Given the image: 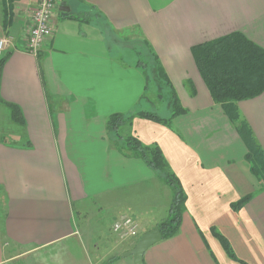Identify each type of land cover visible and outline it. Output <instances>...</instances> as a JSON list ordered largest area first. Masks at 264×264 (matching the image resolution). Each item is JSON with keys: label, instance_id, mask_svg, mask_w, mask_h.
Segmentation results:
<instances>
[{"label": "crops", "instance_id": "obj_1", "mask_svg": "<svg viewBox=\"0 0 264 264\" xmlns=\"http://www.w3.org/2000/svg\"><path fill=\"white\" fill-rule=\"evenodd\" d=\"M65 1L70 15L58 7L51 37L33 55L25 33L35 0H0V38L9 39L0 56V104L12 120L10 137H0V264H106L128 256L134 239L88 250L76 212L87 220L105 208L112 223L131 216L140 235L167 217L171 188L105 126L113 113L161 110L149 92L155 78L139 62L152 59L147 45L180 109L172 115L169 101L165 121L137 116L122 135L160 148L185 209L178 232L151 245L143 264H264V180L251 171L236 129L245 122L264 153V91L239 100L232 121L191 55L192 46L231 32L264 48V0ZM123 33L141 43L138 51L108 45Z\"/></svg>", "mask_w": 264, "mask_h": 264}, {"label": "trees", "instance_id": "obj_2", "mask_svg": "<svg viewBox=\"0 0 264 264\" xmlns=\"http://www.w3.org/2000/svg\"><path fill=\"white\" fill-rule=\"evenodd\" d=\"M67 15H70V12ZM83 20L88 21L89 16L83 17ZM147 48L148 51L150 50L152 59L148 62L139 60L143 66V73L146 74L147 70L151 68L154 81L170 87L169 79L157 57L148 45ZM191 55L212 100L221 106L232 121L238 119L236 103L239 100L255 97L264 91V48L239 32H231L194 45L191 47ZM144 87L145 89L148 87L147 80ZM160 95L158 94V96ZM167 96L170 106H173L171 107L173 110L171 114L173 115L180 109L179 102L172 89L167 92ZM17 112L18 109L14 108L13 113ZM18 116L16 115L19 119ZM137 116L155 121H165L155 112L139 110L133 113H113L107 117L105 126L108 132L122 138L126 148L135 157L143 160L171 188L172 198L168 215L157 225L161 239H166L175 235L179 230L182 213L185 209V192L156 144L145 145L132 136L131 132L122 135L123 126H130L132 119ZM236 129L248 148L246 159L250 162L251 171L258 176L261 175L264 180V153L253 139L245 122H238ZM247 198L249 196L232 203V208L237 209ZM214 234L221 242L226 254L235 259L228 241L219 232L214 231Z\"/></svg>", "mask_w": 264, "mask_h": 264}, {"label": "rangeland", "instance_id": "obj_3", "mask_svg": "<svg viewBox=\"0 0 264 264\" xmlns=\"http://www.w3.org/2000/svg\"><path fill=\"white\" fill-rule=\"evenodd\" d=\"M67 3L71 7L73 6V0H67ZM113 37L115 38H112V40L110 41L107 40L108 45H111V47L112 46L116 47L118 45L119 47H127L129 48V50H133L135 52V51H138L137 46L139 45L142 46L141 43L138 41L130 42V38L127 37L126 33L118 34L117 36H113ZM142 58L144 59L143 56L141 57V59ZM150 69L148 71H150ZM149 84L151 86L149 88L151 97L152 98L156 97L155 100L153 101V106L154 108H156L158 103H160L159 107L161 108V110L155 109V111L152 110V112L154 111L159 116L168 118L169 116L167 117V112H166V109L168 108V102H169V99L167 96V92H168L167 88L164 87V85L161 84L160 82H156V81L153 82L152 79L150 80ZM158 94H161V95L158 96ZM158 97H162V100L159 102L157 101ZM164 106H166L165 110L163 109ZM10 114H11V109L4 104H0V137H8V138L10 137L8 135L9 133L8 134L6 133V131L12 127L11 126L12 120H10L11 119ZM86 216H87V220H85L84 215L80 214L79 212H76V219L78 223L83 224L82 228H80V231H83V236L87 240L86 244H87L88 250L91 251L93 247H97L99 250H101V248H105L108 246L109 239L120 238L118 235L112 233V231L109 230L110 223H112L113 221L112 219L113 215L111 214L107 216V212L105 208L102 209L101 211L93 210V212L86 213ZM104 235H107L108 239H101V237ZM141 235L139 234L137 237L132 238L135 240V243L137 242V240L140 238ZM95 264H103V263L95 262ZM106 264H133V256L132 255L123 256V252H121V254H118V257L115 261L109 262Z\"/></svg>", "mask_w": 264, "mask_h": 264}, {"label": "built area", "instance_id": "obj_4", "mask_svg": "<svg viewBox=\"0 0 264 264\" xmlns=\"http://www.w3.org/2000/svg\"><path fill=\"white\" fill-rule=\"evenodd\" d=\"M62 0H35V6L31 9L30 23L25 33V48L30 54L36 55L43 42L50 38L52 30V18ZM9 42L7 37L0 38V56L6 52ZM114 234L120 239H132L139 235L138 222L131 216L122 215L111 226Z\"/></svg>", "mask_w": 264, "mask_h": 264}, {"label": "water", "instance_id": "obj_5", "mask_svg": "<svg viewBox=\"0 0 264 264\" xmlns=\"http://www.w3.org/2000/svg\"><path fill=\"white\" fill-rule=\"evenodd\" d=\"M70 10V7L66 4L65 0H62L59 6V11L62 15H66ZM161 239L160 230L157 226L146 231L140 236L135 243L134 247L125 252L124 255H132L134 264H143L144 252L154 243Z\"/></svg>", "mask_w": 264, "mask_h": 264}]
</instances>
